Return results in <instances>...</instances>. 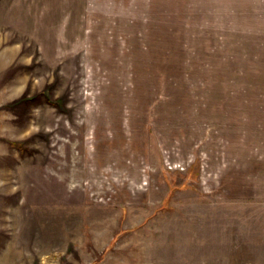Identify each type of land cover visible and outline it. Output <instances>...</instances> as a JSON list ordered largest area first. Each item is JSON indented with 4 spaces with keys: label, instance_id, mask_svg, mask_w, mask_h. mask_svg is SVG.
Here are the masks:
<instances>
[{
    "label": "rangeland",
    "instance_id": "rangeland-1",
    "mask_svg": "<svg viewBox=\"0 0 264 264\" xmlns=\"http://www.w3.org/2000/svg\"><path fill=\"white\" fill-rule=\"evenodd\" d=\"M0 264H264V0H0Z\"/></svg>",
    "mask_w": 264,
    "mask_h": 264
},
{
    "label": "crops",
    "instance_id": "crops-1",
    "mask_svg": "<svg viewBox=\"0 0 264 264\" xmlns=\"http://www.w3.org/2000/svg\"><path fill=\"white\" fill-rule=\"evenodd\" d=\"M252 215H254V212L252 213Z\"/></svg>",
    "mask_w": 264,
    "mask_h": 264
}]
</instances>
